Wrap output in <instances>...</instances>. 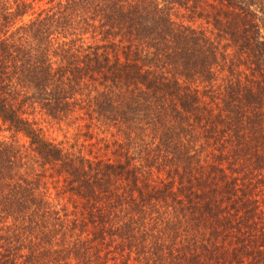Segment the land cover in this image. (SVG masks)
Wrapping results in <instances>:
<instances>
[{
  "label": "trees",
  "instance_id": "1",
  "mask_svg": "<svg viewBox=\"0 0 264 264\" xmlns=\"http://www.w3.org/2000/svg\"><path fill=\"white\" fill-rule=\"evenodd\" d=\"M33 1L0 0V131L26 140L0 137V264H108L113 241L135 264H264V0H45L22 20ZM76 100L119 135L115 159L58 146L25 113ZM35 163L80 199L85 237Z\"/></svg>",
  "mask_w": 264,
  "mask_h": 264
},
{
  "label": "rangeland",
  "instance_id": "2",
  "mask_svg": "<svg viewBox=\"0 0 264 264\" xmlns=\"http://www.w3.org/2000/svg\"><path fill=\"white\" fill-rule=\"evenodd\" d=\"M51 4V3H50ZM50 4H46L45 0L33 1L32 5L27 9L22 20H27L35 16L41 10H45ZM172 18L176 22H183L190 25L195 29L203 30L206 35L213 38V32L210 31L209 25L204 23L202 19H186L184 14L180 10L172 12ZM221 53L228 52V49L223 50L224 41L220 40L217 43ZM223 68L219 69L218 74L223 73ZM85 102L79 100L75 101L70 111L66 112L63 116L57 118H51L44 114V112L37 106L25 110L27 117L32 120L35 128H38L43 136L58 146L66 149L78 151L87 158H100V159H115L116 154L115 142L118 141L119 135L114 133L113 127L103 120L97 119L94 116L88 115L85 112ZM15 139L18 144L26 146L25 138L19 133H9L5 130L0 131L1 138ZM205 146L204 148H208ZM130 156V155H129ZM137 159H130V164H136ZM34 169L39 171V186L42 194L49 200V202L56 208L57 214H60L61 210L66 212V217L71 220L74 213L76 216L75 229L72 231L73 237H85L87 227L83 226L79 220V212L81 210L80 199L76 196H70L65 191L63 175L57 173L56 165L44 164L42 167H38L37 164H33ZM147 173V180H153L162 178L161 172H156L153 169H149ZM249 177V176H248ZM254 191L258 193V204L264 210V186L257 184ZM62 213V212H61ZM74 220V219H73ZM104 246H101V253L104 251ZM107 263L108 264H135L132 259V254L126 252H119L117 242L113 241L107 247Z\"/></svg>",
  "mask_w": 264,
  "mask_h": 264
}]
</instances>
